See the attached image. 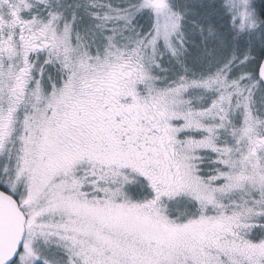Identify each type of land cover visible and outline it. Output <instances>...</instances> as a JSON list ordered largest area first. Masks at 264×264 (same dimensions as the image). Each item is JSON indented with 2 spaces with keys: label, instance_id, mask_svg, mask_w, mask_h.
I'll return each instance as SVG.
<instances>
[{
  "label": "snow or ice",
  "instance_id": "1",
  "mask_svg": "<svg viewBox=\"0 0 264 264\" xmlns=\"http://www.w3.org/2000/svg\"><path fill=\"white\" fill-rule=\"evenodd\" d=\"M0 264H264V0H0Z\"/></svg>",
  "mask_w": 264,
  "mask_h": 264
}]
</instances>
